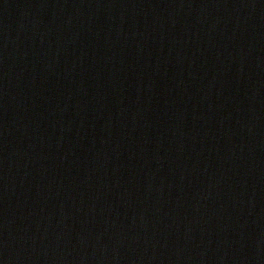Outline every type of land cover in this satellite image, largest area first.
<instances>
[{"label":"water","instance_id":"95a60500","mask_svg":"<svg viewBox=\"0 0 264 264\" xmlns=\"http://www.w3.org/2000/svg\"><path fill=\"white\" fill-rule=\"evenodd\" d=\"M264 0H0V264H262Z\"/></svg>","mask_w":264,"mask_h":264}]
</instances>
